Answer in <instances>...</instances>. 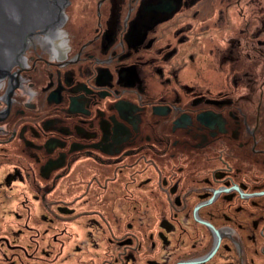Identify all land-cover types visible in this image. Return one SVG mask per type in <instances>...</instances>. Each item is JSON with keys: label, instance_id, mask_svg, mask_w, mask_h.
I'll list each match as a JSON object with an SVG mask.
<instances>
[{"label": "flooded vegetation", "instance_id": "flooded-vegetation-1", "mask_svg": "<svg viewBox=\"0 0 264 264\" xmlns=\"http://www.w3.org/2000/svg\"><path fill=\"white\" fill-rule=\"evenodd\" d=\"M0 264H264V0H0Z\"/></svg>", "mask_w": 264, "mask_h": 264}]
</instances>
